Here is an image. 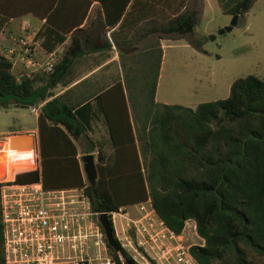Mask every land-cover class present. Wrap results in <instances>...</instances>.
Here are the masks:
<instances>
[{"label":"trees","instance_id":"1","mask_svg":"<svg viewBox=\"0 0 264 264\" xmlns=\"http://www.w3.org/2000/svg\"><path fill=\"white\" fill-rule=\"evenodd\" d=\"M217 3L222 13L237 15L238 22L252 0ZM198 19L194 8L176 10L160 27L149 29L160 33L147 45L141 60L145 68L151 63L152 81L139 89V99L134 100L121 62L127 102L106 100L104 95L117 93L115 87L71 96L73 86L55 96L57 89L66 88L88 71L76 68L89 59L83 49V44L90 42L88 37L82 40L73 34L51 71L19 79L12 73L11 62L0 55V108L42 104L39 167H18L12 178L15 183L41 180L46 189H81L96 213L118 212L149 198L156 214L175 234L193 222L203 241L189 247L198 264H255L264 257V79L253 75L237 78L226 98L194 108L154 102L163 54L159 39L191 34ZM38 35L49 53L65 39L48 26ZM96 45L101 52L111 46L105 37ZM98 112L107 128L109 153L103 155L98 150L97 177L91 186L77 158L76 142L84 140L83 153L93 151L87 133ZM44 129L50 149L44 148ZM108 217L112 227L110 214ZM112 232L118 242L113 228ZM106 248L114 264H139L124 248L122 256L107 243ZM0 264H4L1 212Z\"/></svg>","mask_w":264,"mask_h":264},{"label":"crops","instance_id":"2","mask_svg":"<svg viewBox=\"0 0 264 264\" xmlns=\"http://www.w3.org/2000/svg\"><path fill=\"white\" fill-rule=\"evenodd\" d=\"M192 2L193 0H0V46L3 45V47L12 51L11 70L19 79L23 75L45 71L48 61L55 56L60 58L65 53L73 34L82 40L88 37L90 42L88 44L84 43L83 49L89 53V59L86 63H81L76 67L78 72L84 69H88V71H85L66 88L57 89L55 96L62 94L73 86L76 88L71 96H75L83 90H88L92 94L111 90L115 87L117 93L104 95L106 100L127 102L123 77L124 69L121 67V62H123L128 73V87L132 91L133 99L137 100L140 94L139 89L146 85L149 86L153 76L151 63L145 68L141 60L145 58L147 45L155 39L156 35L160 36V33H151L149 29L156 26L160 27L161 23L168 19L172 13L176 10L184 11ZM7 23L13 24L14 28L11 31L4 30ZM21 23V29H19ZM26 23L30 24L29 29H25ZM45 26L54 29L58 34L65 37L64 41L56 46L51 53L43 49L41 46L43 37L38 35ZM78 29L83 31L77 32ZM9 32L11 33L10 36H8ZM8 37L12 38L13 41L16 40L13 45L10 44V47L7 43ZM103 37L108 39L111 46L101 52L96 44ZM113 39L119 44L118 47L115 46ZM22 41L26 44L33 41V47H29L30 64H26L23 60L25 45L21 43ZM159 42L162 47V39H159ZM0 55H3L2 51ZM160 71L161 64L154 95V102L157 103H159L157 89ZM83 81L84 84L79 86V83ZM90 103L92 105L95 103L93 96L90 98ZM41 105L36 106L35 112L32 111V107H23L28 109L33 117V122L25 123L17 115V128H11L10 126L1 128L0 139L7 140L8 137L14 135H32L35 149L39 155L38 116ZM20 107L9 104L3 108H5L4 110H7V108L16 110ZM127 109L129 113L128 105ZM96 122H99L96 131L101 132L102 129H105L107 132V128L102 115L99 112L96 113L87 134L89 140L95 146L92 152L96 151L97 154L98 150L102 151L104 149V146L97 139H94V125ZM43 140L44 148L50 149L49 145L46 146V143L50 144L47 129L43 131ZM80 140L76 142L78 148L77 158L79 160L84 155L80 150ZM82 145H84V142ZM31 151L21 150L16 152L25 156L31 154ZM80 166L83 171L82 161H80ZM130 207L122 210L132 216L136 211H129ZM189 223L194 225L193 222H187V224ZM181 234L184 240L183 232ZM196 238V245H202V239L198 236ZM186 245L191 246L193 243Z\"/></svg>","mask_w":264,"mask_h":264},{"label":"built area","instance_id":"3","mask_svg":"<svg viewBox=\"0 0 264 264\" xmlns=\"http://www.w3.org/2000/svg\"><path fill=\"white\" fill-rule=\"evenodd\" d=\"M29 28L26 23L25 29ZM21 43L25 45L23 60L30 64V49ZM2 54L11 62V50L4 47ZM54 62L53 57L45 70L51 71ZM39 159L34 147L31 163L25 167H39ZM15 169L11 168L9 177L0 179L4 264H114L98 221L100 213L91 211L83 190L46 189L41 180L15 183L11 174ZM134 207V217L122 209L109 214L116 239L122 248L134 253L131 256L137 263L198 264L182 234H175L159 218L149 198ZM192 228L195 230L194 225ZM91 243L94 252L84 258L83 251Z\"/></svg>","mask_w":264,"mask_h":264},{"label":"rangeland","instance_id":"4","mask_svg":"<svg viewBox=\"0 0 264 264\" xmlns=\"http://www.w3.org/2000/svg\"><path fill=\"white\" fill-rule=\"evenodd\" d=\"M192 4L186 8H194L199 12L193 32L184 36L166 35L162 39L163 54L157 89V100L162 104L194 108L203 102L226 98L231 83L237 78L253 75L264 79V0H252V5L244 16L239 18L230 31L223 34L217 32L230 23L232 16L222 13L217 0H193ZM21 25L22 23L19 29ZM12 28L13 24L7 23L4 30L11 31ZM10 35L9 32L8 36ZM7 41L10 47L16 40L8 37ZM27 46L33 47V41ZM0 47L1 53L4 47ZM56 57L58 56L54 59ZM0 109V129L7 126L17 128V115L25 123L33 122V117L26 108ZM99 122L94 125V130H97ZM96 130L94 139L104 146L102 153L107 155V132L105 129L101 132ZM5 141L0 139V145H4ZM83 142V139L79 142L82 152L86 150ZM91 154L97 163L96 151ZM21 158L25 157H18ZM128 210L135 212L136 208L131 206ZM134 216L136 213L132 215ZM93 223L96 224V219ZM127 234L132 236L131 231ZM183 236L186 244H196L197 236L191 223L185 226ZM93 249L91 243L89 248L84 249L83 257H91ZM128 252L134 256L132 251ZM255 264H264V257L258 258Z\"/></svg>","mask_w":264,"mask_h":264},{"label":"water","instance_id":"5","mask_svg":"<svg viewBox=\"0 0 264 264\" xmlns=\"http://www.w3.org/2000/svg\"><path fill=\"white\" fill-rule=\"evenodd\" d=\"M237 19H238L237 15L232 16L230 23L227 26H225L224 28L219 29L217 33L223 34L224 32L230 31L232 29V27L237 24ZM211 38L214 39V36H212ZM0 146H1V148H0V159L3 155L1 153L2 149L8 148L10 150L21 151V150H33L35 147L33 136L27 135V134L26 135L10 136L5 141V144L0 145ZM81 161H82L83 172L85 174V177H86L88 183L91 186H94L95 182H96V177H97V170H96V165H95L93 154L86 153V154L82 155ZM98 221H99V223L102 227V230L104 232L106 243L109 246H111L116 253H118L120 256H122L123 255V248L119 244V242H117L113 237L112 227L110 225L109 217H108L107 213H100L98 216Z\"/></svg>","mask_w":264,"mask_h":264},{"label":"bare ground","instance_id":"6","mask_svg":"<svg viewBox=\"0 0 264 264\" xmlns=\"http://www.w3.org/2000/svg\"><path fill=\"white\" fill-rule=\"evenodd\" d=\"M3 154L0 161V179H3L5 177H9L11 168L15 169L19 166L30 164L31 163V154H26L24 157L18 159V157H23V155L18 154L14 150H10L8 148L3 149L1 151ZM5 164V168H4Z\"/></svg>","mask_w":264,"mask_h":264}]
</instances>
